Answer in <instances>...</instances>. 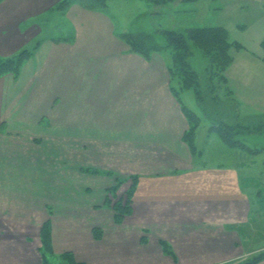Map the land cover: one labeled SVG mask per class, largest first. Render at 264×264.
I'll list each match as a JSON object with an SVG mask.
<instances>
[{"label":"crops","instance_id":"1","mask_svg":"<svg viewBox=\"0 0 264 264\" xmlns=\"http://www.w3.org/2000/svg\"><path fill=\"white\" fill-rule=\"evenodd\" d=\"M55 1L6 0L0 5V56L32 46L42 36L47 39L18 76L0 77V223L7 222L3 216L15 223L44 222L42 203L32 208L36 216L19 206L26 190L40 192L29 181L32 169L40 167L41 159L45 165L51 159L36 139L41 135L55 145L57 131L65 136L83 129L84 167L110 173L84 172L91 180L84 183V217L72 211L67 221L80 223L79 228L65 232L84 234L76 244L61 242L51 215L56 254L70 252L84 264L232 262L242 254L236 241L253 205L240 183L246 163L222 139L228 164L197 161L206 153L197 145V130L194 152L186 140L190 124L182 106L192 109L184 103L185 90L178 97L172 89L177 84L162 55L147 60L127 52L105 9L73 6L63 11L78 32L74 41L45 33L58 15ZM232 50L234 60L226 70L229 96L264 114L262 44L257 51L243 45L240 56ZM132 176L138 177L132 212L118 223L106 194L118 178ZM5 236L0 233V264H41L40 249L35 252L29 243L10 249Z\"/></svg>","mask_w":264,"mask_h":264},{"label":"rangeland","instance_id":"2","mask_svg":"<svg viewBox=\"0 0 264 264\" xmlns=\"http://www.w3.org/2000/svg\"><path fill=\"white\" fill-rule=\"evenodd\" d=\"M4 1L6 0H0V5ZM159 1L157 4L155 0H109L99 10L105 9L108 15H110L115 32L124 43L123 45L126 46L125 49H127L128 53L132 51L123 38L120 37L124 32L143 31L150 34L156 33L157 40L164 44L167 39L158 29H176L186 32L187 28L190 27L222 25L228 29L231 40L238 41L249 50L254 51L259 49L261 41L264 38V0ZM60 4L61 0H56L53 4L58 15L55 22L51 21V25H47L45 33L48 34L50 32V35L53 34V38L56 40L67 36L65 39H73L74 41L78 38V32H74L73 25L62 14L63 11H67L73 6L86 10L98 9H87L76 2L68 5L64 4V7H60ZM45 23L48 24L47 21ZM45 39L42 36L32 46L25 47L13 55L0 56V58L17 57L22 50L27 49L31 56L26 58L25 64L38 52L39 47ZM190 45L194 51L190 62L192 67L200 74L203 85L201 93L205 95L203 104L197 99V93L194 88L185 90L182 95L184 103L202 117V122L197 128V145L205 151L206 155L202 160L197 159V161L207 166L225 165L229 162L224 154L228 148L225 144H221L220 136L212 128L214 122H240L248 125L264 122V114L254 110L255 106L253 104L243 107L239 106L238 103L235 104L234 100L227 94L226 89L228 88L217 78L214 81L216 88L210 94L207 91L206 84L209 81L205 74L209 61L204 53L191 41ZM232 51L237 56L245 53L244 50H236L235 48ZM159 54L164 57L169 65L172 64L170 50L165 49L152 53V55L160 57ZM215 95L219 97L217 102H214L212 99V96ZM204 108H206L208 113L205 114ZM81 130L83 131V129L74 130L75 132L67 134L68 136H62V133L57 131L55 145L49 144L47 138L36 135L39 137L36 139V143L40 144V150H42V153L51 152V159L46 161V165L45 161L41 159L40 167L32 169L33 174L30 176L29 181L36 188H40V192L26 190L24 193L25 199L19 206L22 205L24 210L34 212L32 211L33 206L42 203L43 205L39 208V211L47 214L41 218L44 222L15 223L13 217L3 216L2 219L7 222L5 224L0 223V233H5V237H9L5 239L6 243L4 242L7 247H10V249L19 248L20 244L26 246L29 243L30 248L35 250V252L36 250L38 252V249H40L41 264H43L41 230L43 224L47 220L52 219L51 215H54L56 235H60L63 244L69 243L70 245H74L81 240V237L84 238V234L82 236L73 233L65 234L66 230L71 226L79 228L78 225L80 223H74L73 221L70 224L67 218L70 216L69 214L73 215L72 211L76 210L79 211L80 217H84V183L91 182L90 179L84 177V172H86V168L96 169L84 167V138H82L84 132ZM239 139L243 140L248 147H242L241 149L230 147L228 151H237L240 159H243L246 163L243 165V170H240V183L242 191L250 197L253 205L251 206L248 224L241 227L242 238L236 241V246L242 251V254L238 257L234 256V260L227 264H237L252 259L264 251V152L250 150V148L264 147V133L245 132L239 135ZM53 147L56 150L55 154L53 153ZM131 183V179H125V182L117 190H110L111 194H106L111 201V205L116 203L119 198L126 200L127 190L130 188ZM34 210L37 211L38 209L34 207ZM34 214L36 216L37 212H34ZM37 219H40V217L38 216ZM74 219L77 218L74 217ZM96 232L101 233V229H98ZM59 244L60 246L63 245L60 242ZM62 249L60 247L58 250ZM47 258L49 264H68L67 260L62 257V254H56L55 251L48 252Z\"/></svg>","mask_w":264,"mask_h":264},{"label":"trees","instance_id":"3","mask_svg":"<svg viewBox=\"0 0 264 264\" xmlns=\"http://www.w3.org/2000/svg\"><path fill=\"white\" fill-rule=\"evenodd\" d=\"M108 1L109 0H61L60 7H64V4L68 5L76 2L87 9L99 10L100 8H103V6H105ZM159 2V0H155V3L158 4ZM158 30L165 35L167 39L166 43L162 44L161 42H159L156 38V33L150 34L143 31L124 32L120 37H122L123 40L128 44L132 52L141 55L147 60L151 58V55L154 51H161L165 49L170 50V53L172 55V64L169 65L168 63L167 66L171 75V79L178 85L175 86L174 84V86L172 87L178 97L180 93L179 90L194 88L197 93V99L202 104L204 103L203 100L205 95L201 93L203 85L200 79V74L192 67V64L190 62V58L194 53L190 45V41L204 53L209 61L205 73L207 76L206 78L209 81L206 84V87L208 88L207 91L211 94V92L215 90L216 84H214V81L216 80V78L217 80L221 81L222 84H225L226 88H229L227 86L226 70L234 60L231 50L234 48L242 49L243 45L238 41L230 39L229 31L226 27L222 25L202 27L196 26L187 28L186 32L176 29L168 30L161 28ZM261 44L264 49V38L262 39ZM30 56V52L25 49L22 50L17 57L5 59L0 58V77L6 73H12L14 74V76H18L26 58H29ZM227 94L229 95L228 90ZM212 99L214 100V102H217L219 100V97L215 95L212 96ZM231 99L234 100L235 104H237L234 98ZM182 107L190 124L189 129L185 133V137L189 142L192 151L194 152L196 150V146L193 143V136L195 135L196 130L200 125L202 117L196 112L188 109L185 105H183ZM204 110L205 114L208 113L206 108H204ZM212 128L228 146L241 149L242 147H248V145H246L243 140L239 139V135L245 132L264 133V122L262 121L259 123L245 125L240 122L231 123L227 121H219L214 122ZM250 150L254 152H264V147H257L255 149L250 148ZM85 171L92 173H110L108 171H100L97 169L87 168L85 169ZM131 180L132 183L130 188L127 190L126 200H124L123 198H119L118 201L112 205V208L115 212V221L118 223L122 222L124 217L132 212L131 198L135 192L138 177L132 176ZM124 182L125 179L118 178L117 184L110 190H117ZM107 198L108 203L110 204L111 201L109 200V197ZM52 229L53 227L51 220H47L43 224L41 230V239L43 242V248L41 249L43 264H49L47 253L54 252L52 243ZM162 244L164 245L166 252L173 254L166 241H162ZM62 257L67 260L68 264H84L76 261L73 257V254L70 252L63 253ZM263 260L264 251L256 255V257H253L252 259L245 260L237 264H258Z\"/></svg>","mask_w":264,"mask_h":264}]
</instances>
